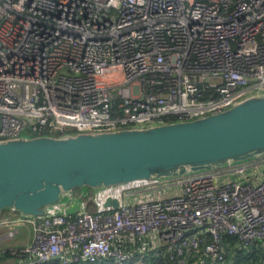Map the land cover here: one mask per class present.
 Wrapping results in <instances>:
<instances>
[{
  "label": "built area",
  "instance_id": "2783aa9c",
  "mask_svg": "<svg viewBox=\"0 0 264 264\" xmlns=\"http://www.w3.org/2000/svg\"><path fill=\"white\" fill-rule=\"evenodd\" d=\"M257 93L264 0H0V140L193 120ZM126 186L94 212L24 217L13 264H227L225 236L264 264V156Z\"/></svg>",
  "mask_w": 264,
  "mask_h": 264
},
{
  "label": "water",
  "instance_id": "95a60500",
  "mask_svg": "<svg viewBox=\"0 0 264 264\" xmlns=\"http://www.w3.org/2000/svg\"><path fill=\"white\" fill-rule=\"evenodd\" d=\"M264 156V93L205 117L61 136L0 140V213L76 211L75 190L170 181ZM105 207H118L108 197ZM209 259H206L208 263Z\"/></svg>",
  "mask_w": 264,
  "mask_h": 264
},
{
  "label": "crops",
  "instance_id": "0c3cea01",
  "mask_svg": "<svg viewBox=\"0 0 264 264\" xmlns=\"http://www.w3.org/2000/svg\"><path fill=\"white\" fill-rule=\"evenodd\" d=\"M81 189L88 190L89 188ZM23 219L21 213L13 209H7L0 213V264H13L16 261L11 254H6L5 250L22 246L32 240V227L23 222ZM10 230H17V233L13 237L7 238L5 234Z\"/></svg>",
  "mask_w": 264,
  "mask_h": 264
},
{
  "label": "trees",
  "instance_id": "16d2710c",
  "mask_svg": "<svg viewBox=\"0 0 264 264\" xmlns=\"http://www.w3.org/2000/svg\"><path fill=\"white\" fill-rule=\"evenodd\" d=\"M225 241L229 243V255L227 264H242L243 262L249 260H257L263 256V252L259 248H255L252 252H246V250L238 244L237 238L234 236H225ZM6 254H11L12 249L5 250ZM134 262L151 264L156 263V261L148 258H142L139 255L134 259ZM50 264H60V262L55 261ZM86 264V263H80Z\"/></svg>",
  "mask_w": 264,
  "mask_h": 264
},
{
  "label": "rangeland",
  "instance_id": "374dc122",
  "mask_svg": "<svg viewBox=\"0 0 264 264\" xmlns=\"http://www.w3.org/2000/svg\"><path fill=\"white\" fill-rule=\"evenodd\" d=\"M142 187H145V186H142ZM178 190L179 189L162 188V195H166L168 193L175 194L177 193ZM75 193H76L77 198L80 199V205H79L80 209H84V210L92 211V212L98 209L96 198L94 196L95 192L93 189L89 188L88 190L87 189L82 190L80 188V189L75 190Z\"/></svg>",
  "mask_w": 264,
  "mask_h": 264
},
{
  "label": "bare ground",
  "instance_id": "6f19581e",
  "mask_svg": "<svg viewBox=\"0 0 264 264\" xmlns=\"http://www.w3.org/2000/svg\"><path fill=\"white\" fill-rule=\"evenodd\" d=\"M121 187H126V186H121Z\"/></svg>",
  "mask_w": 264,
  "mask_h": 264
}]
</instances>
